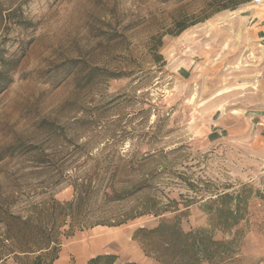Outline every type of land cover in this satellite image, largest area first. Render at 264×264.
Instances as JSON below:
<instances>
[{"label":"rangeland","instance_id":"rangeland-1","mask_svg":"<svg viewBox=\"0 0 264 264\" xmlns=\"http://www.w3.org/2000/svg\"><path fill=\"white\" fill-rule=\"evenodd\" d=\"M208 1L0 0L13 69L0 93V264H18L9 252L25 247L31 206L81 190L53 264L109 251L185 264L159 232H139L161 224L230 243L197 264H264V0L179 33ZM222 191L249 192L226 227L206 205Z\"/></svg>","mask_w":264,"mask_h":264},{"label":"trees","instance_id":"trees-1","mask_svg":"<svg viewBox=\"0 0 264 264\" xmlns=\"http://www.w3.org/2000/svg\"><path fill=\"white\" fill-rule=\"evenodd\" d=\"M250 1L252 0H209L202 9V14L196 20H193L190 24L178 22V32L184 31L191 25L206 21L218 12L236 10ZM8 63L15 65L13 60H9ZM12 70L6 66V60L0 56V93L12 82L13 78L10 73ZM87 186L89 187L90 185L84 187ZM248 186L251 187V185H245V188ZM245 192H218L216 196L207 200L206 205L215 206V212L221 217L222 225L224 227L230 226L244 219L249 198V192ZM257 194L264 201V192L257 190ZM87 195L88 193L85 195L84 191L81 190L77 191L76 197L72 201L61 202L51 199L50 201L42 202L41 205L31 206V214L25 218V247L13 248L12 246L9 254L14 256L18 264H53L58 259L60 251L59 222L62 219L71 217L73 223H76V221L80 223V218L83 215V206L86 201L85 196ZM116 195L117 193H114V196L109 197H119ZM145 214L146 212H139L137 215L127 214L124 218H120L114 223L99 220L90 225L119 226L126 223L129 219L141 217ZM153 214L158 215L157 212ZM139 232H159L163 239L166 237V247L180 256L181 260L185 261V264H197L202 259L211 260L217 256L216 253H220L222 247H228L230 244L220 240H213L204 233H184L175 227H167L166 224H161L153 230H140ZM116 258L117 256L114 254L97 255L88 264H98L101 259H106L107 264H113ZM129 264L138 263L131 262Z\"/></svg>","mask_w":264,"mask_h":264},{"label":"crops","instance_id":"crops-1","mask_svg":"<svg viewBox=\"0 0 264 264\" xmlns=\"http://www.w3.org/2000/svg\"><path fill=\"white\" fill-rule=\"evenodd\" d=\"M110 252V251H109ZM109 252H105L103 255H105V254H109ZM110 254H112V252H110ZM116 254V253H115ZM138 256V255H137ZM136 258V257H135ZM135 258H133V260L135 259ZM117 259V258H116ZM132 260H129V262H131ZM134 261H136V262H138V263H143V264H150L148 261H147V259L146 258H142L141 260L137 257V260H134ZM123 264V262L121 261V260H117V261H115L113 264Z\"/></svg>","mask_w":264,"mask_h":264},{"label":"built area","instance_id":"built-area-1","mask_svg":"<svg viewBox=\"0 0 264 264\" xmlns=\"http://www.w3.org/2000/svg\"><path fill=\"white\" fill-rule=\"evenodd\" d=\"M255 2H260V0H254Z\"/></svg>","mask_w":264,"mask_h":264},{"label":"bare ground","instance_id":"bare-ground-1","mask_svg":"<svg viewBox=\"0 0 264 264\" xmlns=\"http://www.w3.org/2000/svg\"><path fill=\"white\" fill-rule=\"evenodd\" d=\"M260 1H262V0H260ZM231 90V89H230Z\"/></svg>","mask_w":264,"mask_h":264}]
</instances>
